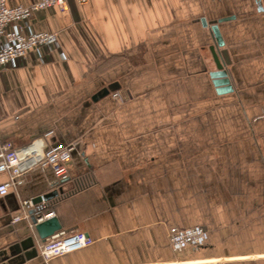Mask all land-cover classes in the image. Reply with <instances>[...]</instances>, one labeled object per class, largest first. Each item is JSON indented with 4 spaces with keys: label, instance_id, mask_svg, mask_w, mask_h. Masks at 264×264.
Here are the masks:
<instances>
[{
    "label": "crops",
    "instance_id": "crops-1",
    "mask_svg": "<svg viewBox=\"0 0 264 264\" xmlns=\"http://www.w3.org/2000/svg\"><path fill=\"white\" fill-rule=\"evenodd\" d=\"M260 1L262 12L256 0H69L34 14L32 30L57 33L60 50L0 71V145L75 150L59 186L37 167L0 198V254L36 238L35 214L14 220L21 204L56 192L46 214L92 244L25 264H264ZM228 18L218 52L234 90L218 94L200 20ZM174 227L210 230L205 246L176 253Z\"/></svg>",
    "mask_w": 264,
    "mask_h": 264
},
{
    "label": "built area",
    "instance_id": "built-area-1",
    "mask_svg": "<svg viewBox=\"0 0 264 264\" xmlns=\"http://www.w3.org/2000/svg\"><path fill=\"white\" fill-rule=\"evenodd\" d=\"M79 5H87L90 0H75ZM69 0H38L29 5L11 6L10 0H0V71L17 69L27 60L31 52L39 51L51 54L60 50L58 34L54 32H34L33 15L51 9L69 11ZM61 56H65L61 53ZM44 60L43 54L40 57ZM117 98V94L113 96ZM75 150L73 144L57 143L48 145L45 138L16 148L13 143L0 145V176L7 175L8 181L0 182V198L9 195L11 188L23 183L24 175L34 169H50L54 175L55 186L68 178V164ZM47 201L42 195L40 203L28 200L21 204L20 215L14 220L29 218L33 211L37 223L54 218V213L46 214ZM210 230L196 227L187 230L171 228L168 238L176 253L185 248H202L207 242ZM92 244V239L83 233L65 234L59 232L46 243L39 245L44 260L80 251Z\"/></svg>",
    "mask_w": 264,
    "mask_h": 264
},
{
    "label": "water",
    "instance_id": "water-1",
    "mask_svg": "<svg viewBox=\"0 0 264 264\" xmlns=\"http://www.w3.org/2000/svg\"><path fill=\"white\" fill-rule=\"evenodd\" d=\"M256 4L258 6V11L262 12L261 1L256 0ZM200 21L204 27L210 25L212 34L216 40V44L210 47V51L216 65V71L211 74V78L213 80L214 86L217 89V93L226 94L233 92L234 88L231 79L228 72L225 70L224 64L218 52V49L224 46L219 23L221 24L224 21H230V18L209 23L206 19H201ZM108 93L109 91H105L104 95L107 96ZM96 100L97 98H94V101ZM54 196H57L56 192L45 195V200L48 201ZM34 202L36 204L40 203V198L34 200ZM32 212L33 211L30 213L34 214V212ZM33 221L36 238L29 236L23 242L17 244L16 246L10 247L9 250H3V253L0 254L3 264H25L31 260L37 259L39 257V245L46 243L55 234L62 231V225L60 221L57 220V218L46 220L44 222L42 221V223H37L36 219Z\"/></svg>",
    "mask_w": 264,
    "mask_h": 264
}]
</instances>
